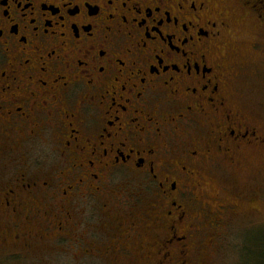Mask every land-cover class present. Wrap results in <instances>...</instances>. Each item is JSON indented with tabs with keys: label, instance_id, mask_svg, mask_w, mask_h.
<instances>
[{
	"label": "flooded vegetation",
	"instance_id": "af4514ba",
	"mask_svg": "<svg viewBox=\"0 0 264 264\" xmlns=\"http://www.w3.org/2000/svg\"><path fill=\"white\" fill-rule=\"evenodd\" d=\"M244 26L260 52L264 0H0V249L210 264L211 183L264 151Z\"/></svg>",
	"mask_w": 264,
	"mask_h": 264
},
{
	"label": "rangeland",
	"instance_id": "374dc122",
	"mask_svg": "<svg viewBox=\"0 0 264 264\" xmlns=\"http://www.w3.org/2000/svg\"><path fill=\"white\" fill-rule=\"evenodd\" d=\"M239 37L238 48L242 52L237 61L245 69L240 101L252 116L259 118L264 129V48L257 53L250 51V44L257 41L252 27L244 26ZM211 188L219 192L222 206L235 204V196L240 199L235 210L238 216L232 217L220 232L222 236L210 264H264V151L259 157L247 160L242 172L227 170L216 176ZM223 219H227L226 214ZM33 225L24 228L31 232L35 229ZM2 228L0 226V230ZM10 228L9 233H12ZM50 246L51 243L34 244L22 252L8 246L0 249V264H78L72 258L46 253Z\"/></svg>",
	"mask_w": 264,
	"mask_h": 264
}]
</instances>
